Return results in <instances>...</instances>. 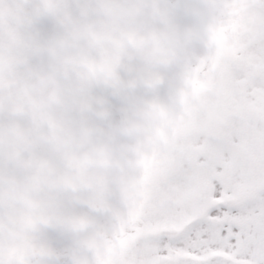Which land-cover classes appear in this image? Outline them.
<instances>
[{"label":"snow or ice","instance_id":"obj_1","mask_svg":"<svg viewBox=\"0 0 264 264\" xmlns=\"http://www.w3.org/2000/svg\"><path fill=\"white\" fill-rule=\"evenodd\" d=\"M0 264H264V0H0Z\"/></svg>","mask_w":264,"mask_h":264}]
</instances>
